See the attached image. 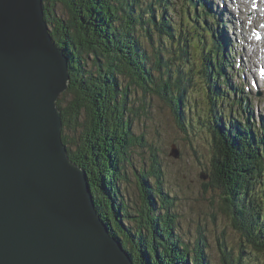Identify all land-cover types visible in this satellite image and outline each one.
<instances>
[{
  "label": "trees",
  "instance_id": "1",
  "mask_svg": "<svg viewBox=\"0 0 264 264\" xmlns=\"http://www.w3.org/2000/svg\"><path fill=\"white\" fill-rule=\"evenodd\" d=\"M183 2L177 25L167 14L176 13L168 0H43L52 38L68 54L70 83L57 101L62 141L69 158L87 173L98 214L134 264H208L203 239L190 246L173 233L175 216L169 213L173 200L162 192L155 158L150 170L138 175L139 203L132 206L119 193L134 143L127 115L130 87L166 101L185 131L190 123L184 120L190 108L185 75L192 68L182 64L191 57L210 105L201 125L211 135V181L243 247L264 250V131L259 135L249 115L240 126L237 116L232 117V107L226 116L228 128L222 125L217 110L226 108L220 104L226 94L217 85L219 78L229 84L224 75V68L231 65L226 43L219 30L200 24V9L204 19L208 14L202 0ZM57 5L60 16L55 15ZM208 33L210 44L205 40ZM233 101L241 105L237 112L244 114L242 97ZM68 129H78V139L68 141L64 133ZM136 139L142 141L141 136ZM151 177L155 178L152 184L147 181ZM222 255L223 264L249 262L241 254L232 255L234 259L226 252Z\"/></svg>",
  "mask_w": 264,
  "mask_h": 264
},
{
  "label": "water",
  "instance_id": "2",
  "mask_svg": "<svg viewBox=\"0 0 264 264\" xmlns=\"http://www.w3.org/2000/svg\"><path fill=\"white\" fill-rule=\"evenodd\" d=\"M42 1L0 0V264H134L62 141L68 58Z\"/></svg>",
  "mask_w": 264,
  "mask_h": 264
},
{
  "label": "rangeland",
  "instance_id": "3",
  "mask_svg": "<svg viewBox=\"0 0 264 264\" xmlns=\"http://www.w3.org/2000/svg\"><path fill=\"white\" fill-rule=\"evenodd\" d=\"M168 1L174 6L176 13L167 12V14L174 24L179 25L184 2L183 0ZM202 2L206 4L208 14L204 19L203 10L200 9L198 20L206 28L211 26L213 30H219L221 39L226 43V58L231 63L224 68V75L229 84L225 83L223 78H219L220 83L217 85L219 90L226 94L224 103H220L226 108L223 111L217 110V114L226 129L230 123L226 117L227 111L231 107L232 117L237 116L235 119L240 126L245 125L246 117L249 115L252 120L254 119L253 122L250 119L251 126L261 135L264 131V77L257 78L259 74L256 69L264 56V46H262L264 0H202ZM55 9V15L60 16L62 13L60 6L57 5ZM44 21L52 37L45 11ZM204 31L203 28V33ZM205 40L210 44L209 33ZM52 41L63 49L53 38ZM144 45L146 46L145 43ZM191 61H193L192 57L182 64L185 69L192 68V73L185 75L188 80L186 96L189 98L186 102L190 106L184 118L186 124L190 122L185 131L182 129L184 127H180L175 120L166 101L155 95L144 94L137 87H130L127 115H130L132 120L134 143L129 148L127 162L124 164L126 179L120 181L119 193H123V198L132 203V206L133 203H139L138 175L142 170H150L155 158L162 192L168 199L173 200L169 213L175 216V231H173L175 235L190 246L199 238L203 239V250L208 264H223L222 252L231 256L237 257L241 254L242 258L247 257L249 262L243 264H264L263 249L255 252L247 246L243 247L245 243L241 242L239 234L231 226L230 214L225 210L220 191L211 181V135L206 125H201L203 118L209 115L210 105L206 98V87L196 75L198 68L193 66ZM88 68H91L90 61ZM235 90H238V93ZM241 97L244 114L237 112L241 109V105L232 102L233 99L239 100ZM195 117L200 124L195 125L198 122ZM255 129L252 130V134L257 139L258 134ZM64 133L68 141L72 140L71 138L78 139V129L75 131L68 129ZM140 136L142 141L135 140ZM68 147L74 150L72 144ZM174 150L178 153L177 158L171 156ZM147 181L152 184L155 178L151 177ZM233 256L232 259L236 258Z\"/></svg>",
  "mask_w": 264,
  "mask_h": 264
},
{
  "label": "bare ground",
  "instance_id": "4",
  "mask_svg": "<svg viewBox=\"0 0 264 264\" xmlns=\"http://www.w3.org/2000/svg\"><path fill=\"white\" fill-rule=\"evenodd\" d=\"M196 6V5H195ZM194 9V8H193ZM201 11V10H200ZM256 13V12H255ZM256 15H258L257 13H256ZM225 16H227V15H225ZM255 19V18H254ZM206 28V27H205ZM253 54V53H252ZM257 54V53H256ZM258 55V54H257ZM260 68H262L261 67V65H260ZM262 75L264 74V73H261ZM199 78V77H198ZM199 80H200V78H199ZM227 127H228V125H227ZM212 148V147H211ZM212 150V149H211ZM173 157V156H172Z\"/></svg>",
  "mask_w": 264,
  "mask_h": 264
}]
</instances>
